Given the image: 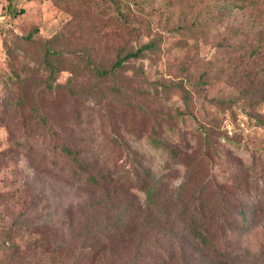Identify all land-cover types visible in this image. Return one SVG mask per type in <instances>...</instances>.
<instances>
[{
    "label": "rangeland",
    "instance_id": "obj_1",
    "mask_svg": "<svg viewBox=\"0 0 264 264\" xmlns=\"http://www.w3.org/2000/svg\"><path fill=\"white\" fill-rule=\"evenodd\" d=\"M46 40L65 55H48ZM150 41L154 50L100 82L104 94L73 52L111 66ZM170 115L161 127L183 148L175 160L148 138V123ZM61 142L111 169L137 149L164 193L209 197V212L240 213L245 197L250 219L226 241L239 260L264 254V0H0V264H164L168 249L139 251V236L129 245L92 236L145 193L123 185L107 207L90 206L102 195L71 176Z\"/></svg>",
    "mask_w": 264,
    "mask_h": 264
},
{
    "label": "trees",
    "instance_id": "obj_2",
    "mask_svg": "<svg viewBox=\"0 0 264 264\" xmlns=\"http://www.w3.org/2000/svg\"><path fill=\"white\" fill-rule=\"evenodd\" d=\"M45 42L48 55L60 57L65 55L62 51L52 49L48 40ZM155 48L156 43L150 41L135 51H128L125 55H119L111 66L97 64L88 50L76 49L73 52L81 56L92 67L99 79L94 84L92 91L104 94V89L100 87L101 81L118 78V71H122L126 67L129 57L139 56L145 49L154 50ZM47 63L50 73L45 81V86L50 91H54L57 88V83L55 82L57 67L49 60H47ZM143 78L146 82H150L146 76ZM68 89L72 94H75V88L72 85H69ZM167 118L169 119L160 116L159 124L155 122L148 123L150 130L148 138L154 145L167 150L170 159L175 160L182 156L183 148L178 144L169 142L163 136L162 124L174 120L175 115H170ZM171 128L174 127L171 126ZM185 142L188 143V141ZM187 147L188 145H186ZM59 149L65 156L71 158L73 164L71 176L77 182L84 183L87 187L99 191L102 195L100 198L97 197L96 201L89 203L90 206L92 205L96 209L107 207L112 198L117 196L116 193L119 187L123 185L136 187L145 193L143 202H127L129 205H125L124 212L117 218V221L106 223L105 227H102L97 233L95 232L96 236L92 235L94 238L98 237L99 244L104 245L108 242L110 244L126 245L127 242V245H129L139 236L142 241L137 245L139 251L145 248L148 250L147 254L152 252L162 254L163 252V255H165L164 251L168 249L165 259H161L164 264H169L166 262V258L171 263L178 255L185 257L184 264H234L238 262L243 264H264V254L260 252H257L251 258L239 260L238 254H236L238 246H229V241H226L229 231L240 226V219H245L246 221L250 219L247 213L248 201L245 197L241 201L242 208L240 213L209 212L206 210V205L211 201L209 197L198 200L196 196H188L189 198L185 200L183 196L164 193L165 185L162 177L154 172L146 157L137 149L128 147L129 163H125V165L121 163L117 168L113 169L99 159H91L86 156L84 149H74L68 142H61ZM115 172H120L123 178L121 179L120 176L115 178ZM126 212H130V215H126ZM97 213H100V211H97ZM215 218L223 219L228 225L222 221L215 227L212 225V221ZM4 234H8V232H4ZM167 236L171 237L168 240L169 244L165 243L164 240ZM178 236L185 243L188 242L194 246L193 250L189 251L187 255L184 254V251L187 252L185 247H183L185 243H182L181 249L176 246V238Z\"/></svg>",
    "mask_w": 264,
    "mask_h": 264
}]
</instances>
